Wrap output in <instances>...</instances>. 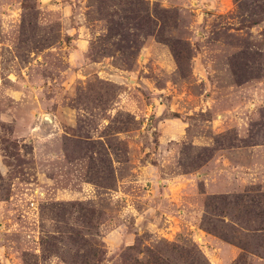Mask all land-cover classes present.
<instances>
[{
  "label": "rangeland",
  "instance_id": "rangeland-1",
  "mask_svg": "<svg viewBox=\"0 0 264 264\" xmlns=\"http://www.w3.org/2000/svg\"><path fill=\"white\" fill-rule=\"evenodd\" d=\"M0 264H264V0H0Z\"/></svg>",
  "mask_w": 264,
  "mask_h": 264
}]
</instances>
